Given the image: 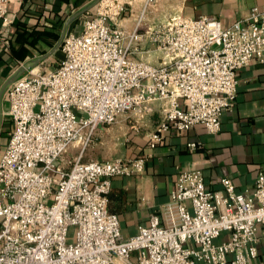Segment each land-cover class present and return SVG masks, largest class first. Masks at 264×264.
Here are the masks:
<instances>
[{
	"label": "built area",
	"instance_id": "2783aa9c",
	"mask_svg": "<svg viewBox=\"0 0 264 264\" xmlns=\"http://www.w3.org/2000/svg\"><path fill=\"white\" fill-rule=\"evenodd\" d=\"M12 1L24 0H0V43L14 21ZM135 1L101 0L82 31L64 37L57 68L30 70L12 84L14 129L0 157V264H264V170L244 191L230 178L212 190L202 170H183L168 222L152 214L125 238L109 209L112 178L144 173L149 155L84 159L99 127L127 114L159 112L152 148L171 129L219 132L237 102L238 72L264 62V6L227 27L211 15H176L146 29L142 17L127 31L121 22ZM156 53L157 64L145 57ZM77 146L73 159L67 153Z\"/></svg>",
	"mask_w": 264,
	"mask_h": 264
},
{
	"label": "crops",
	"instance_id": "0c3cea01",
	"mask_svg": "<svg viewBox=\"0 0 264 264\" xmlns=\"http://www.w3.org/2000/svg\"><path fill=\"white\" fill-rule=\"evenodd\" d=\"M136 0L123 15L122 26L131 31L143 17L142 29L158 25L176 15L214 16L223 27L243 19L264 0ZM101 0H24L10 3L13 23L2 32L0 43V157L5 152L14 129L9 90L16 79L30 70L48 73L64 59L66 34L80 33L88 16L95 13ZM74 20L72 17L76 14ZM149 44V43H148ZM159 54L145 56L154 64ZM239 89L234 108L222 116L221 129L209 134L203 124L186 131L171 129L155 148L150 135L161 120L159 112L144 119L132 115L122 130L102 125L97 132L100 151L88 160H111L149 155L142 174L112 178L109 209L121 221L125 238L146 225L152 214L167 223L165 207L171 200L176 181L183 170H202L208 188L223 189L221 180L230 178L239 191L252 189L264 170V62L253 60L238 72ZM123 120V119H122ZM115 141H122L115 142ZM198 142L196 150L188 143ZM70 156V155H69ZM72 156V155H71ZM259 251L264 259V228ZM226 235L223 239H227Z\"/></svg>",
	"mask_w": 264,
	"mask_h": 264
},
{
	"label": "rangeland",
	"instance_id": "374dc122",
	"mask_svg": "<svg viewBox=\"0 0 264 264\" xmlns=\"http://www.w3.org/2000/svg\"><path fill=\"white\" fill-rule=\"evenodd\" d=\"M127 115H129V114H127ZM127 115H125V116H127ZM122 119H121V121H120L119 124H116V125L113 124V125H115V128H117L118 130H122V128H125L126 127L125 124H127V122L129 121V119H132V118L130 116H128L127 118H122ZM113 125H110V126H113ZM110 126H105V127H108L109 128ZM115 142H118V143L121 142L122 143V141H115ZM97 144H100V141H98V139H96L94 141V143L90 147H88L86 149V151L84 153L85 154L84 159H86V160L91 159L92 158L91 156L94 155V152H97V151H100L101 150L100 148H102V147L100 145L98 146ZM79 149H80L79 146L72 147V149H70V151H69V153H67V155L68 156L69 155L70 156L73 155V159H74V157L77 156V154L79 152ZM74 232H75V228H72L71 229V232H70L71 238H72V235L74 234Z\"/></svg>",
	"mask_w": 264,
	"mask_h": 264
},
{
	"label": "water",
	"instance_id": "95a60500",
	"mask_svg": "<svg viewBox=\"0 0 264 264\" xmlns=\"http://www.w3.org/2000/svg\"><path fill=\"white\" fill-rule=\"evenodd\" d=\"M100 1V0H99ZM82 12H79V13H76L73 17H72V20H74V17H76L78 14H80Z\"/></svg>",
	"mask_w": 264,
	"mask_h": 264
}]
</instances>
